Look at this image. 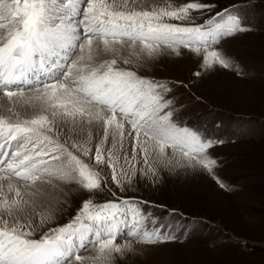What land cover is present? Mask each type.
<instances>
[{"label":"snow or ice","instance_id":"snow-or-ice-1","mask_svg":"<svg viewBox=\"0 0 264 264\" xmlns=\"http://www.w3.org/2000/svg\"><path fill=\"white\" fill-rule=\"evenodd\" d=\"M248 7L212 15L203 0H0V264H113L136 245L176 239L144 214L147 201L118 196L109 180L124 192L137 174L156 183L161 169L199 168L227 188L209 154L223 141L173 119L168 81L121 63L188 50L201 69L241 75L217 45L250 30ZM53 180L113 198L89 197L67 223L37 231L29 209L37 185ZM36 215L43 224L51 213Z\"/></svg>","mask_w":264,"mask_h":264},{"label":"rangeland","instance_id":"rangeland-1","mask_svg":"<svg viewBox=\"0 0 264 264\" xmlns=\"http://www.w3.org/2000/svg\"><path fill=\"white\" fill-rule=\"evenodd\" d=\"M203 2L216 5L212 15L233 5H250L243 12L250 30L217 45L239 65L241 75L220 66L201 69V60L188 50H182L180 56L162 55L153 60L132 57L130 64L121 66L142 77L168 81L171 91L166 98L174 99L179 110L173 119L223 141L209 154L217 162L215 176L227 188L199 168L161 169L156 183L137 174L124 192L109 180L108 187L118 196L147 201L142 205L144 214L150 213L156 227L163 224L165 231L176 236L156 245H136L134 254L117 257L113 264H264V0ZM164 3L137 2L143 7ZM206 18L207 14L197 22ZM198 71L201 74L194 75ZM53 182L61 183V197H51L40 189L42 194L33 199L31 220L37 231L67 223L89 197L98 203L113 198L109 191L89 193L75 184ZM53 188L49 186V190ZM36 212L51 215L41 224ZM90 254V250L81 252Z\"/></svg>","mask_w":264,"mask_h":264},{"label":"bare ground","instance_id":"bare-ground-1","mask_svg":"<svg viewBox=\"0 0 264 264\" xmlns=\"http://www.w3.org/2000/svg\"><path fill=\"white\" fill-rule=\"evenodd\" d=\"M137 2L139 3V2H143V0H137ZM3 101H0V103H2ZM93 130V132H95V128H93L92 129ZM109 146H111V142H109ZM125 148L127 149V142H125ZM55 182V181H54ZM53 182V184L55 185V188H53V189H51V190H49V186L50 185H48V186H46L45 184H42V187L41 188H39V189H44L45 190V192H46V194H48L49 193V196H51V197H61L62 196V189L59 187V185L61 184V183H54ZM5 184H6V182H5ZM64 195V194H63ZM35 208V207H34ZM29 209V211L31 212V219H32V217H34V210L35 209ZM33 219H35V218H33Z\"/></svg>","mask_w":264,"mask_h":264}]
</instances>
